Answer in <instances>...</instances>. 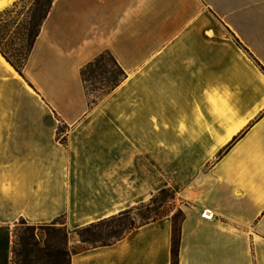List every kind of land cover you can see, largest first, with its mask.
Wrapping results in <instances>:
<instances>
[{"label":"crops","instance_id":"0c3cea01","mask_svg":"<svg viewBox=\"0 0 264 264\" xmlns=\"http://www.w3.org/2000/svg\"><path fill=\"white\" fill-rule=\"evenodd\" d=\"M105 51L126 77L89 104ZM162 188L178 264H264V0H54L22 75L0 54V264L20 219L73 230ZM171 239L168 215L70 264H172Z\"/></svg>","mask_w":264,"mask_h":264},{"label":"trees","instance_id":"16d2710c","mask_svg":"<svg viewBox=\"0 0 264 264\" xmlns=\"http://www.w3.org/2000/svg\"><path fill=\"white\" fill-rule=\"evenodd\" d=\"M53 1L54 0L34 1L30 9V21L28 27H25V43L21 44L19 48L5 46L0 37L1 56L20 75H22L23 67L25 66L36 37L40 32L41 25L51 9ZM17 2L14 3L13 7ZM8 10L1 12L0 15ZM125 77L126 74L124 70L118 65L113 55L108 51L101 53L94 60L87 63L81 69V79L89 104L94 103L89 99L91 93L96 91L105 93L110 92L114 90L125 79ZM62 131H64V128L59 126L57 129V135H60ZM64 139L65 138H62V140ZM168 192L171 193V200L167 199ZM176 198L174 190L171 188H162L147 203H143L86 226L73 229V231L79 235L82 246L70 250L67 247L68 233L66 226L63 229L51 227L53 235L48 234L47 238L42 239L36 233L34 225L31 224L25 229L19 230L16 227V223L13 229L11 264H70L71 254L90 248L111 245L123 238L134 228L170 215V212L172 211L170 208V202L175 201ZM144 204L147 205V208H153L154 217L150 219L143 218V223L139 225H135L133 222L130 226L122 223L120 218L126 217L133 209ZM171 219V258L172 264H178L181 224L184 220V212L180 207L177 208L176 213L171 215ZM20 220L26 222L23 219Z\"/></svg>","mask_w":264,"mask_h":264},{"label":"rangeland","instance_id":"374dc122","mask_svg":"<svg viewBox=\"0 0 264 264\" xmlns=\"http://www.w3.org/2000/svg\"><path fill=\"white\" fill-rule=\"evenodd\" d=\"M35 0H23L17 2V4L10 8L7 12H4L0 15V37L2 38V43L5 44V46L12 47V48H19L21 44L25 43V27H28L30 18V9L33 5ZM105 92L96 91L94 93L90 94V101L96 102L99 100ZM168 200H171V193H167ZM182 203L180 201L176 200L170 202V208L171 212L170 215H173L177 212V208L181 207ZM154 217V211L153 208H147V205L144 204L142 206H139L135 209H133L126 217L120 218L122 223L125 225L130 226V224L133 222L135 225H139L143 223V220L145 218H152ZM144 218V219H143ZM180 220V218H179ZM31 224L27 222H23L19 220L17 222V229L23 230L27 226H30ZM36 233L42 238H47L48 234L53 235V231H51V227H54L56 229L58 228H65L63 219L56 221L54 223L50 224H38L34 225ZM67 247L68 249L72 248H79L82 246L80 243V237L79 235L74 232L73 230L67 228Z\"/></svg>","mask_w":264,"mask_h":264}]
</instances>
